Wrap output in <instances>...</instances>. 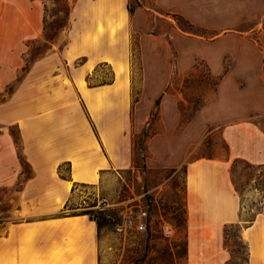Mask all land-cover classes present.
Wrapping results in <instances>:
<instances>
[{
    "label": "rangeland",
    "instance_id": "1",
    "mask_svg": "<svg viewBox=\"0 0 264 264\" xmlns=\"http://www.w3.org/2000/svg\"><path fill=\"white\" fill-rule=\"evenodd\" d=\"M42 1L41 39L17 44L14 50L28 46L23 66L10 81L0 80V140L15 144L19 164L14 184L0 185V235L13 220L19 194L32 175L14 123L22 117L14 112V98L44 73L43 69L31 73L33 63L66 45L76 2ZM139 1L143 6L135 7L127 20L132 164L103 172L94 184L73 185L61 212L104 210L106 221L98 233L99 264H185L184 231L177 217H184L186 163L201 157L226 158L223 131L236 124L257 126L264 134V0ZM16 14L10 3L0 0V70L3 62L7 68L11 57L9 39L23 31L14 22ZM43 62L48 73L61 65L58 55L44 57ZM112 78L109 67L99 64L88 82L106 83ZM32 95L22 98L31 103ZM7 159L4 156L0 162V175ZM61 172L65 177L57 172L58 176L67 178L68 166L62 165ZM232 177L240 191L242 219L264 212V168L236 162ZM140 207L149 212V233L134 227ZM162 222L172 227L171 235L161 232ZM240 227L227 229L229 264H244L245 248L237 239Z\"/></svg>",
    "mask_w": 264,
    "mask_h": 264
},
{
    "label": "crops",
    "instance_id": "2",
    "mask_svg": "<svg viewBox=\"0 0 264 264\" xmlns=\"http://www.w3.org/2000/svg\"><path fill=\"white\" fill-rule=\"evenodd\" d=\"M3 1L15 8L14 22L23 30L9 39L13 41L8 50L11 57L7 68L3 62L0 70L4 83L15 77L29 52L28 46L14 50L16 45L43 35V1ZM130 16L126 0H76L66 45L44 56L58 55L61 65L48 73L44 57L37 60L31 73L37 69L44 73L15 95L14 112L22 117L14 123L32 175L19 194L13 220L0 235V264H99L95 222L86 214L63 215L61 208L75 183L94 184L103 172L132 164ZM99 64H106L113 78L89 84L88 77ZM27 94H34L31 103L22 98ZM223 136L226 158L201 157L185 165L184 262L229 264L232 253L225 245L223 229L240 224L239 239L247 253L244 264H264V214L251 223L240 220V197L230 175L234 158L264 165V134L257 126L243 123L224 129ZM4 156L8 159L0 185L9 186L19 169L17 147L11 140H0V162ZM62 162L70 165L67 178L57 174Z\"/></svg>",
    "mask_w": 264,
    "mask_h": 264
},
{
    "label": "trees",
    "instance_id": "3",
    "mask_svg": "<svg viewBox=\"0 0 264 264\" xmlns=\"http://www.w3.org/2000/svg\"><path fill=\"white\" fill-rule=\"evenodd\" d=\"M133 1H134V5L131 3V0H126V9H127V11H128L129 14H132V13L134 12L135 7H142V6H143V5L140 3L139 0H133ZM45 28H46V27H45ZM236 162H241V163L247 164V165H249V166H256V167H258L259 169H260V168H264V165H262V164H259V165L251 164V163H249L248 161H246V160H244V159H242V158H234V159L232 160V162H231V166H230L231 181H232V183H233V186H234V188H235V191L238 193V195H239V197H240V194H239L240 191H239V189L236 187V185H235L236 183H235V181H234V179H233V177H232V167H233V164L236 163ZM62 165H66V166H68V169H69L70 165H69V162H63V163L59 164L58 167H57V172H58V174H59L60 176H62V177H65V176L62 174V172H61V167H62ZM75 184H77V183H75ZM72 190H73V189H72ZM184 196H185V195H184ZM66 206H67V203L64 205V208H65ZM102 211H104V210H103V209H99V210H95V211H93V210H85L84 212H81V213H72V214H63V215L86 214L90 220H92V221L95 222L96 227H97V231H99V229L101 228V226H102V225L105 223V221H106V215H104ZM183 212H184V217H181V215H179V216L177 217V220H181V223H182L181 227H182V229H183V231H184V240H183L182 248H183L184 257H185V254H186V217H185L186 210H185V197H184V210H183ZM259 213L264 214L263 211H256V213L254 214V216H253L251 219H250V218L247 219V220L242 219L241 215L243 214V206H242V201H241V197H240V210H239V216H240V218H241L240 220L245 221L246 223H251L252 221L255 220L256 216H257ZM148 225H149V224H147V228H146V230H145L146 233H149ZM236 225H237V224H234V225H233V224H230V225H225V226H224L223 232H224V237H225V245H226L227 247H228L227 237H226V236H227V229H228L229 227L236 226ZM237 239H238V243H240V244L245 248V245H244V244L242 243V241L239 239V236L237 237ZM159 252L164 253L165 251H164V250H161V251H159ZM246 255H247V253H246V250H245V255H244L243 261L246 260V258H247Z\"/></svg>",
    "mask_w": 264,
    "mask_h": 264
},
{
    "label": "built area",
    "instance_id": "4",
    "mask_svg": "<svg viewBox=\"0 0 264 264\" xmlns=\"http://www.w3.org/2000/svg\"><path fill=\"white\" fill-rule=\"evenodd\" d=\"M149 219H150V216H149V212L147 208L140 207L137 212L136 218L133 222L135 229L137 231H145L147 228V224H149ZM117 228L121 230L122 226L121 225L117 226ZM160 228H161V232L165 236H169L172 234L173 229L167 222H162Z\"/></svg>",
    "mask_w": 264,
    "mask_h": 264
}]
</instances>
